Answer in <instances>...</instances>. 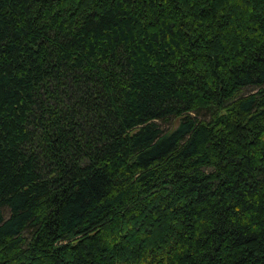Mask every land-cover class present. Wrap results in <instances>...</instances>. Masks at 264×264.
I'll use <instances>...</instances> for the list:
<instances>
[{"label": "trees", "instance_id": "16d2710c", "mask_svg": "<svg viewBox=\"0 0 264 264\" xmlns=\"http://www.w3.org/2000/svg\"><path fill=\"white\" fill-rule=\"evenodd\" d=\"M0 264H264V0H0Z\"/></svg>", "mask_w": 264, "mask_h": 264}]
</instances>
